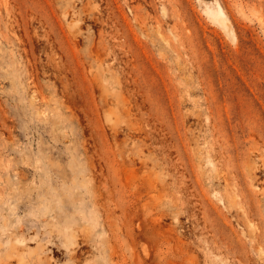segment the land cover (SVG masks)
<instances>
[{
  "label": "rangeland",
  "instance_id": "rangeland-1",
  "mask_svg": "<svg viewBox=\"0 0 264 264\" xmlns=\"http://www.w3.org/2000/svg\"><path fill=\"white\" fill-rule=\"evenodd\" d=\"M256 144L264 0H0V264H264L201 173Z\"/></svg>",
  "mask_w": 264,
  "mask_h": 264
},
{
  "label": "bare ground",
  "instance_id": "bare-ground-1",
  "mask_svg": "<svg viewBox=\"0 0 264 264\" xmlns=\"http://www.w3.org/2000/svg\"><path fill=\"white\" fill-rule=\"evenodd\" d=\"M259 145L256 144L250 147L252 153L246 154L245 151L242 154H245L242 158H246V162L243 165L246 171L245 173L241 172V170L236 166L231 168L230 165H228L229 163H227V160L229 159L226 160V158H224L225 155H221V159L219 160L220 164L219 162H215V159H212L213 156L208 155L207 158H211L210 162H208L212 164L211 168H201V173L204 176L205 182L211 183L209 189L221 188L225 190L224 193H220L219 195H217V201L219 203L218 209L220 212L218 215L220 217V221H223V218L225 216L224 219L230 222L229 216L227 215V212H229L232 213V217L237 220V224L240 227V232L238 230L235 231L239 236L238 238L241 242L240 244H237V240L224 242V240L221 239L220 242L218 241V247L227 246L229 248H232L231 250H233V252H235L236 254H240V257L242 259L250 258L246 250L248 246L258 251L257 247L261 245V237H264V229L262 225L264 223V186L259 188L257 185V183L260 182L258 173L261 170L264 171V149ZM220 148L217 151L220 152ZM212 151H214V149ZM225 157L228 158V156ZM207 158H202V160L205 161L206 164L208 160ZM231 159L233 160L235 158L232 157ZM209 171H215V175L214 173H211ZM254 217H260V223L255 222L253 220ZM231 243H236V247L242 246L243 249L235 250L234 247L230 246ZM143 250L144 252H147L145 248L142 249V251ZM78 251V246L69 247L68 250H66V255L69 257L68 264H81V261L79 260L80 258H78ZM130 253L131 256H128L123 250H118L114 246V248L110 250L106 248L105 250H101L99 252L98 258L102 262V264L146 263L147 260H142L140 262L137 260V258L135 257V255L137 254V250L134 246L130 248ZM116 257L118 259H115ZM260 257V259H264V256L260 255Z\"/></svg>",
  "mask_w": 264,
  "mask_h": 264
}]
</instances>
